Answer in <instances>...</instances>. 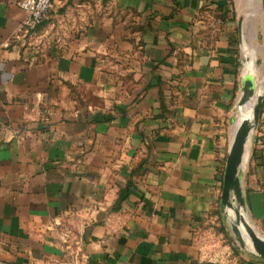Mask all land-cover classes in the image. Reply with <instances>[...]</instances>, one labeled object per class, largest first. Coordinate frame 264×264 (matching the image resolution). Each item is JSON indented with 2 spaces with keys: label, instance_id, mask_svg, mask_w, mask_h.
<instances>
[{
  "label": "crops",
  "instance_id": "obj_1",
  "mask_svg": "<svg viewBox=\"0 0 264 264\" xmlns=\"http://www.w3.org/2000/svg\"><path fill=\"white\" fill-rule=\"evenodd\" d=\"M16 1L0 0V264H264L220 208L242 75L262 90L229 1L55 0L27 33ZM241 187L264 237V99Z\"/></svg>",
  "mask_w": 264,
  "mask_h": 264
},
{
  "label": "water",
  "instance_id": "obj_2",
  "mask_svg": "<svg viewBox=\"0 0 264 264\" xmlns=\"http://www.w3.org/2000/svg\"><path fill=\"white\" fill-rule=\"evenodd\" d=\"M234 1L240 11V15L237 18V32L241 42L244 37L245 23L250 21L254 25L255 16L260 18L264 37V0ZM261 77L262 90L256 96L250 123L246 120L239 121L238 117L233 122L232 138L223 171L220 208L223 212H226L227 209L233 211L234 217L232 218L233 223H231L230 229L238 245L242 249H247L257 258L264 259V237L248 221L241 187L242 169L246 162L248 146L252 132L257 127L264 99V68L261 72ZM255 89L256 83L253 76L242 75L240 93L236 102L237 107L248 104L254 97Z\"/></svg>",
  "mask_w": 264,
  "mask_h": 264
},
{
  "label": "rangeland",
  "instance_id": "obj_3",
  "mask_svg": "<svg viewBox=\"0 0 264 264\" xmlns=\"http://www.w3.org/2000/svg\"><path fill=\"white\" fill-rule=\"evenodd\" d=\"M229 1V5L231 6L232 10H233V14L236 17V19L238 18V16L240 15V11L237 7V5L235 4L234 0H228ZM246 46L248 49L253 50L255 52V48L257 47L258 50H256L255 54H256V65L260 68L259 69V79H261V72L263 70V55H262V49L264 50V37H263V29L261 26V21L260 18L258 16H255V23L254 25L251 24L250 21H247L245 23L244 26V37L242 40V47ZM243 52H242V62L244 64V56H243ZM243 67V66H242ZM237 102V101H236ZM235 102V105L233 107L231 116H232V127H233V122L234 120L237 118V104ZM255 130L252 132V135L254 134ZM251 135V137H252ZM226 237V236H225ZM229 239L231 241V237L229 238L228 236L226 237V242H229ZM235 244V242H234ZM236 245V244H235Z\"/></svg>",
  "mask_w": 264,
  "mask_h": 264
},
{
  "label": "built area",
  "instance_id": "obj_4",
  "mask_svg": "<svg viewBox=\"0 0 264 264\" xmlns=\"http://www.w3.org/2000/svg\"><path fill=\"white\" fill-rule=\"evenodd\" d=\"M16 4L26 12L25 18L19 24L18 31L27 33L46 19L55 0H17Z\"/></svg>",
  "mask_w": 264,
  "mask_h": 264
},
{
  "label": "bare ground",
  "instance_id": "obj_5",
  "mask_svg": "<svg viewBox=\"0 0 264 264\" xmlns=\"http://www.w3.org/2000/svg\"><path fill=\"white\" fill-rule=\"evenodd\" d=\"M262 55H263V58H264V50L262 49ZM255 95V93H254ZM255 100L254 97L248 102V104H246L245 106H238L237 107V111L238 113H241L245 108H247L249 110V113H248V118L246 119V121L248 123H250L251 119H252V107L255 103Z\"/></svg>",
  "mask_w": 264,
  "mask_h": 264
},
{
  "label": "trees",
  "instance_id": "obj_6",
  "mask_svg": "<svg viewBox=\"0 0 264 264\" xmlns=\"http://www.w3.org/2000/svg\"><path fill=\"white\" fill-rule=\"evenodd\" d=\"M218 7L222 8V7H223V5H219ZM225 236L227 237L226 233H225ZM229 242H232V241H230V239H229ZM233 248H234V249H236V248H237V246H236V245H234V246H233Z\"/></svg>",
  "mask_w": 264,
  "mask_h": 264
}]
</instances>
